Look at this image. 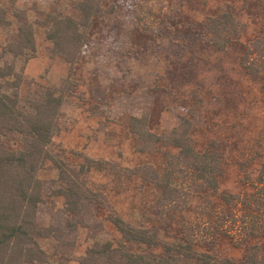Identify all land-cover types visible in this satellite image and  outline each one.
<instances>
[{
	"label": "rangeland",
	"instance_id": "rangeland-1",
	"mask_svg": "<svg viewBox=\"0 0 264 264\" xmlns=\"http://www.w3.org/2000/svg\"><path fill=\"white\" fill-rule=\"evenodd\" d=\"M14 1L10 4L0 0L11 22L10 27L0 28V53L13 35L17 22L13 13L19 11L25 12L33 23L36 46L35 52L28 53L33 57L24 63L21 97L41 87L66 88L59 125L51 142L55 153H82L126 169L143 164L161 168V154L137 151L138 136L129 129V118L146 114L149 129L160 135L193 111L202 125L192 133L197 151L207 147L210 140L224 143L226 161L219 191L241 197L260 193L264 201V80L246 75L240 66L244 47L264 36V0L118 1L115 14L99 20L83 62L74 66L50 54L52 45L41 23L49 12L71 14L73 4L79 0ZM228 11L243 24V33L239 43L218 51L209 44L211 35L201 29V23ZM24 59L15 60L17 68ZM11 61L10 55L1 59ZM171 153L182 159L178 151ZM38 176L48 198L38 206L36 220L41 227H53L63 234L39 239V244L51 259L58 261L62 256L68 264H78L90 244L88 230L67 228L64 199L53 195L59 189L54 167L46 163ZM90 181L95 188L105 190L124 219L141 214H147L151 221L156 218L151 215L155 212L150 202L157 192L140 188L137 179L120 181L101 173L93 174ZM197 202L193 201L194 207ZM252 212V216L264 221V213L256 209ZM185 216L193 225L202 218L198 211ZM260 220L256 225L259 230ZM92 222L87 216L86 223ZM239 225L237 222L235 226ZM155 226L161 236H173L177 228L175 221L166 216ZM98 237L118 239L107 227ZM220 253L240 256L238 250L225 243L220 246Z\"/></svg>",
	"mask_w": 264,
	"mask_h": 264
},
{
	"label": "trees",
	"instance_id": "trees-1",
	"mask_svg": "<svg viewBox=\"0 0 264 264\" xmlns=\"http://www.w3.org/2000/svg\"><path fill=\"white\" fill-rule=\"evenodd\" d=\"M117 2L126 3L79 0L71 14L46 13L41 24L52 45L50 54L70 66L83 62L99 20L115 14ZM7 15L0 4V28L11 26ZM13 16L17 19L13 35L0 53V264H68L62 256L58 261L51 259L38 241L63 235L56 228L41 227L36 220L38 206L48 198L38 173L48 162L57 171L59 189L53 195L64 199L67 228H85L89 233L90 244L78 264H264V221L251 214L254 209L264 213V201L260 193L241 197L219 191L226 161L224 143L210 140L197 151L192 133L202 125L195 112L188 111L176 127L160 135L151 132L146 114L129 118V129L138 136L137 151L161 154V168L143 164L126 169L82 153H55L51 142L66 88L41 87L21 97L24 63L33 57L28 53L35 52L36 46L33 23L25 12ZM201 29L211 35L209 44L222 51L240 42L243 24L228 11L207 17ZM5 55L12 61L1 62ZM21 57H25L23 65L17 68L15 60ZM240 66L246 75L264 80V36L244 47ZM171 150L178 151L182 159ZM101 173L120 181L137 179L140 188L156 191L150 202L155 212L151 215L156 218L151 221L147 214L131 220L121 217L105 190L91 184V176ZM194 200L198 201L195 207ZM192 211L202 217L197 225L185 216ZM87 216L91 224L86 223ZM165 216L177 225L173 236H161L155 226ZM105 227L118 239H99ZM222 243L238 250L240 256H222Z\"/></svg>",
	"mask_w": 264,
	"mask_h": 264
}]
</instances>
